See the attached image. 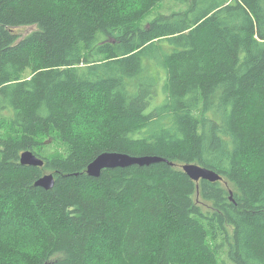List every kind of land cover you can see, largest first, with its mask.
<instances>
[{"label":"trees","instance_id":"trees-1","mask_svg":"<svg viewBox=\"0 0 264 264\" xmlns=\"http://www.w3.org/2000/svg\"><path fill=\"white\" fill-rule=\"evenodd\" d=\"M142 5L123 15L119 0H0V127L13 133L0 138V216L12 205L0 223L41 231L28 264H91L105 249L130 264H264V176L237 161L264 150V0ZM99 108L103 136L75 137V118ZM26 150L43 165L20 164ZM102 152L168 162L89 176ZM184 163L221 179L194 181ZM49 173L51 189L34 185ZM86 181L103 195L84 196ZM17 254L0 244V258Z\"/></svg>","mask_w":264,"mask_h":264},{"label":"clouds","instance_id":"clouds-1","mask_svg":"<svg viewBox=\"0 0 264 264\" xmlns=\"http://www.w3.org/2000/svg\"><path fill=\"white\" fill-rule=\"evenodd\" d=\"M119 11L123 15H130L137 9L141 8L142 0H119ZM147 18V14L138 19L130 21L131 26L140 24ZM264 118V114L257 115L255 122L260 123ZM107 119V114L103 108H99L95 113L85 111L82 115H78L75 118V122L72 126V134L78 137L83 142H92L97 138L102 137L104 134V121ZM251 119V118H250ZM13 133L7 125L0 127V138H7L12 136ZM231 145H229V151H231ZM238 166L241 169V174L249 179L255 180L264 176V150L257 149L255 147H249L241 151L237 155ZM230 161H225V166L230 165ZM83 195L86 197L98 198L103 195V190L100 187L98 181H86ZM12 205L8 204L4 208V216H0V221L7 219L11 215ZM13 241L15 243L13 244ZM7 243L12 245L18 250V254L14 257L0 258L3 264H28V261L32 258H39L45 244L44 236L37 228H33L29 223L21 226L17 222L13 221L8 225L0 223V244ZM151 246L152 241H148ZM146 257H139L132 264H147ZM91 264H130L127 259H122L121 256L114 254L113 252L105 249L100 259H93Z\"/></svg>","mask_w":264,"mask_h":264},{"label":"water","instance_id":"water-1","mask_svg":"<svg viewBox=\"0 0 264 264\" xmlns=\"http://www.w3.org/2000/svg\"><path fill=\"white\" fill-rule=\"evenodd\" d=\"M159 161L168 162L157 156H133L122 152H102L88 164L86 173L89 176L98 177L107 168L127 167L130 165L143 166ZM19 162L22 165L37 167L43 165V159L35 155L31 150L23 151L20 154ZM182 170L194 181L208 180L214 182L221 179L218 173L196 163H184L182 164ZM34 185L47 190L51 189L54 185V177L50 173L44 174L35 181Z\"/></svg>","mask_w":264,"mask_h":264},{"label":"rangeland","instance_id":"rangeland-1","mask_svg":"<svg viewBox=\"0 0 264 264\" xmlns=\"http://www.w3.org/2000/svg\"><path fill=\"white\" fill-rule=\"evenodd\" d=\"M164 8H160V9H157L156 10H166L167 9V6L166 5H163ZM155 12L151 13V15H153ZM33 29H35V26H22V27H19L17 28V33L20 34L21 36L25 35L26 33L32 31ZM50 147L51 148H58V145L57 144H54V143H50ZM47 173V172H46ZM226 256H227V252H226ZM218 261H219V264H233L230 259H228V257L226 258L225 256H221L219 255L218 256Z\"/></svg>","mask_w":264,"mask_h":264}]
</instances>
